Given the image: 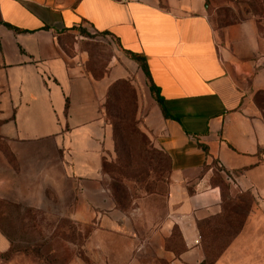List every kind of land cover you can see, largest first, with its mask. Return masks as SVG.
Masks as SVG:
<instances>
[{
    "label": "crops",
    "instance_id": "0c3cea01",
    "mask_svg": "<svg viewBox=\"0 0 264 264\" xmlns=\"http://www.w3.org/2000/svg\"><path fill=\"white\" fill-rule=\"evenodd\" d=\"M259 43L253 22L218 31L206 0H0L2 135L20 145L53 144L63 177L102 192L103 165L115 150L109 94L125 80L137 91L142 129L172 168L166 216L153 230L132 231L148 238L123 264H152L153 251L160 263H202L206 223L226 212L223 181L231 193L251 195L253 205L213 264H264V118L254 100L264 90ZM101 48L110 54L97 65ZM132 54L145 59L150 78ZM75 217L88 218L82 210ZM174 226L185 244L180 253L165 248ZM11 246L0 227V256ZM253 248L261 252L255 263L242 254ZM0 264L23 263L0 257Z\"/></svg>",
    "mask_w": 264,
    "mask_h": 264
},
{
    "label": "rangeland",
    "instance_id": "374dc122",
    "mask_svg": "<svg viewBox=\"0 0 264 264\" xmlns=\"http://www.w3.org/2000/svg\"><path fill=\"white\" fill-rule=\"evenodd\" d=\"M206 4L220 32L253 22L259 53L264 55V0H206ZM109 54L108 49L97 50V65L105 64ZM121 81L109 99L115 150L103 165L102 192L82 191L73 179L63 177L53 144L20 145L4 137L0 118V183L8 177V186L0 187V227L12 239L10 250L0 256L3 260L23 264L128 263L148 238L132 236V231L153 230L166 216L171 165L158 156L162 150L142 129L137 91ZM220 184L226 212L218 223L204 226L206 257L199 264H213L223 254L253 205L251 195L231 193L227 182ZM79 210L88 218H76ZM183 243L181 231L174 226L165 237V248L180 253ZM249 252L242 254L250 256L253 263L260 260L259 250ZM155 254L153 251L152 264H167L160 263ZM262 254L264 260V251ZM240 255L235 253L234 259Z\"/></svg>",
    "mask_w": 264,
    "mask_h": 264
},
{
    "label": "trees",
    "instance_id": "16d2710c",
    "mask_svg": "<svg viewBox=\"0 0 264 264\" xmlns=\"http://www.w3.org/2000/svg\"><path fill=\"white\" fill-rule=\"evenodd\" d=\"M86 35L88 34L87 32L83 31ZM132 57L134 59H136L140 64L141 66L143 67L147 77L150 78V73H149V70H148V67L146 65V62H145V59L139 55H136V54H132ZM125 81V80H123ZM121 81V82H123ZM127 82V81H126ZM120 83V81H118L112 88H111V92H110V96H109V99L111 98L112 96V93L114 92V88L116 87V85H118ZM151 92L154 96V98L156 99V101L158 102L159 106L161 107L165 117H171V115L168 113L167 109H166V106L164 104V99L163 97L161 96L160 94V91L159 89L154 85L153 82H151ZM254 100H255V103L257 104V106L259 107L261 113H262V116L264 118V90H259L256 92L255 96H254ZM119 101V100H118ZM111 108L112 106H110L108 104V109H109V113L111 114ZM112 116V115H111ZM139 130V129H138ZM140 132V131H139ZM150 150V149H149ZM146 151H147V147H146ZM148 152V151H147ZM161 156L162 159L168 161L171 165V168H172V164H171V158L170 156L165 153L164 151H160L158 152V156Z\"/></svg>",
    "mask_w": 264,
    "mask_h": 264
},
{
    "label": "built area",
    "instance_id": "2783aa9c",
    "mask_svg": "<svg viewBox=\"0 0 264 264\" xmlns=\"http://www.w3.org/2000/svg\"><path fill=\"white\" fill-rule=\"evenodd\" d=\"M218 166L220 167V168H223V164L220 162V163H218ZM227 179L229 180V181H234L235 180V177H234V175L232 174V173H227Z\"/></svg>",
    "mask_w": 264,
    "mask_h": 264
}]
</instances>
